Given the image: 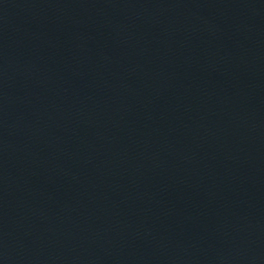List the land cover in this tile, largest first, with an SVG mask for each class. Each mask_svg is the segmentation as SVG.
Returning a JSON list of instances; mask_svg holds the SVG:
<instances>
[{
	"label": "water",
	"instance_id": "water-1",
	"mask_svg": "<svg viewBox=\"0 0 264 264\" xmlns=\"http://www.w3.org/2000/svg\"><path fill=\"white\" fill-rule=\"evenodd\" d=\"M0 264H264V0H0Z\"/></svg>",
	"mask_w": 264,
	"mask_h": 264
}]
</instances>
